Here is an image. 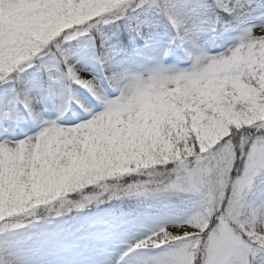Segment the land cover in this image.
I'll list each match as a JSON object with an SVG mask.
<instances>
[{"label":"snow or ice","instance_id":"1","mask_svg":"<svg viewBox=\"0 0 264 264\" xmlns=\"http://www.w3.org/2000/svg\"><path fill=\"white\" fill-rule=\"evenodd\" d=\"M160 196L177 214L126 248L127 214L57 231ZM33 240L0 264H264V0H0V249Z\"/></svg>","mask_w":264,"mask_h":264},{"label":"rangeland","instance_id":"2","mask_svg":"<svg viewBox=\"0 0 264 264\" xmlns=\"http://www.w3.org/2000/svg\"><path fill=\"white\" fill-rule=\"evenodd\" d=\"M222 28V26H217V36L214 40H212L209 45H208V52L210 55H217L219 53H215L212 52V49L215 47V42L218 41L220 42V44H222V46H224V49L222 51H225L228 47L232 46L234 43L237 42V38L239 33L235 32V31H225V30H220ZM162 43L166 44L167 43V38L165 37L164 39H160ZM221 51V52H222ZM175 65L176 67L179 68H185V67H181L179 64H177L175 61H170V62H165V66H173ZM89 68H91V65H88ZM83 89H78L77 90V96L79 95V93H82ZM75 101L72 100L70 103V108L74 106ZM70 115H74L72 112L69 113ZM56 117V113L54 111L49 112V114H47L46 118L47 119H55ZM75 118V116H74ZM29 123H31L29 121ZM31 130H35V127L33 126V129ZM29 129H25V131H31ZM19 131V130H18ZM21 138H22V133H21ZM115 190V189H113ZM87 214H90L87 218L86 222H91L93 224V229L96 230L97 229V225L94 224L92 221L94 218L100 217L101 215L104 216V212L100 211V210H93ZM176 208H171L169 210L166 211H156V212H150V213H142V212H138V213H134L133 217L136 219L137 224L136 226L138 227L135 231L134 234L135 235H130L129 233L131 231H129L121 240V245H119V247L121 248H126L127 245L129 243L134 242L138 237H143L144 235L148 234L149 230L152 228H156L158 226H160L162 223H165L170 217L176 215ZM86 214H83V216H85ZM64 223H66L65 220H63ZM75 220H73L71 222V224H73L72 227L64 230V231H71L76 233L77 230H79V228L75 225ZM63 222H61V220L57 221V224H61ZM143 225V226H142ZM35 229H31V228H24V229H18L15 232V236L16 239L23 241L29 234L35 232ZM57 231L59 232L58 228ZM142 234V235H140ZM39 240H33L32 243L36 244L38 243ZM24 243H20V244H14L13 246L7 248V249H0V253H6L9 255V253L14 254L17 251L20 250V248H22V245ZM28 245V244H26ZM42 244H37L36 246L39 247ZM153 254H157L160 252L159 249L157 250H152Z\"/></svg>","mask_w":264,"mask_h":264},{"label":"bare ground","instance_id":"3","mask_svg":"<svg viewBox=\"0 0 264 264\" xmlns=\"http://www.w3.org/2000/svg\"><path fill=\"white\" fill-rule=\"evenodd\" d=\"M87 225L88 224H85V225L84 224H81V230L85 229V227ZM131 234L133 235V233H131ZM140 235H142V234H140ZM139 238H142V237H138L137 239H139ZM31 249L32 250H26V252H23V250H22L21 252L16 253V254H13L11 256L16 257V258H26L30 253H32L34 251H39L40 250V248H38L37 250H33V248H31ZM42 255H43V258L48 259V260L55 259L56 256H57V254L55 252L53 254H51V255H45L43 253H42Z\"/></svg>","mask_w":264,"mask_h":264},{"label":"trees","instance_id":"4","mask_svg":"<svg viewBox=\"0 0 264 264\" xmlns=\"http://www.w3.org/2000/svg\"><path fill=\"white\" fill-rule=\"evenodd\" d=\"M130 179H132L131 177H126L125 178V181H127V180H130ZM124 181H121V183H123ZM121 199H124V198H121ZM120 199V200H121ZM166 200H167V198L166 197H164V196H160V197H157V198H153V199H151L150 201H156V202H159V203H164V202H166ZM123 201H127V199H125V200H123Z\"/></svg>","mask_w":264,"mask_h":264}]
</instances>
